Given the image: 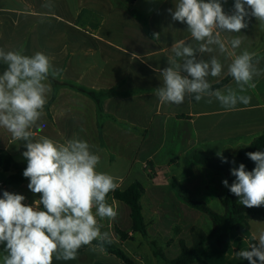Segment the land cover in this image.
Masks as SVG:
<instances>
[{"label": "crops", "instance_id": "1", "mask_svg": "<svg viewBox=\"0 0 264 264\" xmlns=\"http://www.w3.org/2000/svg\"><path fill=\"white\" fill-rule=\"evenodd\" d=\"M41 1L53 5L54 40L46 53L53 66L63 70L61 80L112 94L102 101L104 118L100 119L92 98L67 87H60L55 93L50 82L51 104L44 108L41 122L46 126L38 136L60 143L72 138L85 140L100 155L97 170L112 175L116 189L125 190L136 182L143 186L140 205L147 237L132 231L129 207L111 197L107 200L117 216L114 220H99L101 232L108 233L110 241L122 248L130 245L133 253L129 257L136 264H164L154 256L151 242L164 245L159 248L165 250L170 245L179 246L181 241L191 245V229H201L196 225L198 210L188 205L185 197L205 203L213 194L220 201L230 189L222 181L227 180L231 186L228 174L203 167L192 158L221 159L217 153L223 157L237 154L264 132V25L254 17L246 18L248 27L241 33L221 34L229 53L239 54L245 49L256 53L254 62L259 61L256 66L261 75L254 77V89L242 93L251 97L250 103H238L227 110L214 98L208 103L207 97L199 102L186 97L182 104L176 105L161 103L153 90L163 83L156 69L169 66L174 43L186 41L198 47L186 23L174 21L168 11L174 10L177 0H137L131 6L123 0ZM220 2L225 13H234V0ZM0 13L30 16L19 8H0ZM154 34H159V38H154ZM236 36L242 39V44L232 50L228 42ZM213 55L224 71L219 77H208L212 87L229 76L227 67L234 58L228 53L221 54L218 48L212 53L198 54L204 60ZM226 87L236 89L237 85L232 79L218 89ZM24 143L6 134L0 139V153L11 154L24 166ZM163 151L166 152L162 154ZM6 174L9 177L10 173ZM29 182L27 179L11 192L25 196L23 203L32 205L40 194L31 192ZM0 183L7 186V181ZM169 214H182L183 218H169ZM255 221L243 234L231 231L224 246L209 247L205 261L249 264L237 252L257 243ZM118 231L126 232L127 239L121 240ZM3 247L0 245V264L6 254ZM81 263L121 264L106 252H93L90 248L74 260L53 258V264Z\"/></svg>", "mask_w": 264, "mask_h": 264}, {"label": "clouds", "instance_id": "2", "mask_svg": "<svg viewBox=\"0 0 264 264\" xmlns=\"http://www.w3.org/2000/svg\"><path fill=\"white\" fill-rule=\"evenodd\" d=\"M45 7H51L46 4ZM174 21L186 23L187 31L198 42L194 48L186 41L171 46L174 54L168 67L156 69L163 83L154 89L161 103L182 104L186 97L199 102L214 98L227 110L237 104L247 105L251 97L242 93L254 89V77L261 75L254 62L256 53L247 49L239 54L229 53L221 39L222 33H241L248 27L246 18L254 17L264 25V0H234V13H225L220 0H177L175 8L168 10ZM158 39L159 34H154ZM228 44L239 48V36ZM213 46H216L215 48ZM221 54L234 58L227 67L237 88L213 90L208 77H219L224 71L220 60L213 55L209 60L199 53ZM23 48H0V62L7 67L0 73V129L7 130L15 141H23L22 156L27 161L23 176L29 179L27 187L40 198L32 205L23 203L25 196L4 191L0 198V245H3L2 264H53V258L74 260L81 247L89 246L93 252L105 253L109 235L101 232L99 220H114L117 211L107 196L117 187L115 178L97 170L100 155L87 141L72 138L63 143L39 135L45 124L41 122L51 86L49 77L58 78L62 69L53 66L51 58L43 52L32 56L23 54ZM238 89V90H237ZM223 162L227 158L217 153ZM255 167L247 171L241 163L231 174L236 178L229 186L245 207L264 206V152L246 154ZM42 205V208H41ZM99 218V219H98ZM95 242V243H94ZM249 264H264V231L257 243L248 250L237 252Z\"/></svg>", "mask_w": 264, "mask_h": 264}, {"label": "trees", "instance_id": "3", "mask_svg": "<svg viewBox=\"0 0 264 264\" xmlns=\"http://www.w3.org/2000/svg\"><path fill=\"white\" fill-rule=\"evenodd\" d=\"M128 6L133 5L137 0H123ZM256 58H254L255 60ZM7 66L0 62V70H4ZM55 93L60 87H67L79 91L92 98L97 105L98 116L104 118L102 101L112 92H98L75 82L61 80V77H49ZM232 80L228 76L222 82L213 86V90L218 89ZM262 151L264 152V132L257 137L250 145L240 149L237 154H231L227 157V162L222 159L213 157L194 156L192 160L208 169L218 172H224L231 178V184L235 181V177L231 174L233 168H238L241 163L245 165L247 171H251L255 167V163L246 155L249 152ZM26 167L17 162L9 153H0V169L6 173H10L7 179V186L13 187L24 184L28 178L23 176V171ZM145 190L143 186L136 182L125 190L116 189L109 193L107 198L111 197L116 201L126 204L130 209L131 228L133 232L140 233L143 237H147V227L142 213L140 200ZM221 204L225 207V214L221 215L214 212L209 206L203 202L192 200L189 196L185 197V202L192 208L201 211L209 216L214 230L211 233H206L202 229L193 228L190 231L191 245H187L184 241L179 243L180 253L173 259H168L159 246L151 242L149 245L156 258L162 259L164 264H209L205 261V254L211 246H224L228 240L231 231H237L239 234L250 227L253 220L264 221V206L248 208L239 203V197L230 192L223 198H220ZM121 240H126L128 234L124 231H118ZM95 243V242H94ZM106 253L117 258L121 264H136L121 248L120 244L114 242L105 243ZM89 246L81 247L77 256L83 253ZM83 264V263H81Z\"/></svg>", "mask_w": 264, "mask_h": 264}, {"label": "rangeland", "instance_id": "4", "mask_svg": "<svg viewBox=\"0 0 264 264\" xmlns=\"http://www.w3.org/2000/svg\"><path fill=\"white\" fill-rule=\"evenodd\" d=\"M46 4L42 3L41 0H0V8H19L24 11L25 14L30 16L22 15L21 13H0V48L8 50H15L23 48V54L32 56L36 52H43L47 55L49 47L53 45L54 31H53V5L51 7H45ZM3 71L0 70V73ZM48 83L51 86V91L48 95V101L45 105L49 108L51 104L50 94L52 92V85L50 81ZM6 134L11 135L5 129H0V139ZM166 151H163L164 154ZM24 166L27 167V161L24 158ZM7 174L0 169V181H7ZM14 193V192H12ZM205 204L209 206L214 212L218 214H225V207L221 202L213 195L210 194ZM199 216V221L196 225L201 227L206 233H211L214 230L213 223L208 215L201 211H196ZM184 215V214H183ZM169 218L179 219L183 218L182 214H169ZM181 225L182 221H178ZM254 230L256 233L264 231V221H255ZM118 245V244H117ZM160 247L164 245L160 244ZM122 248V247H121ZM123 251L129 256V253H133L130 245L126 248H122ZM163 252L168 258H175L180 248L179 246H167L166 250L162 248Z\"/></svg>", "mask_w": 264, "mask_h": 264}, {"label": "water", "instance_id": "5", "mask_svg": "<svg viewBox=\"0 0 264 264\" xmlns=\"http://www.w3.org/2000/svg\"><path fill=\"white\" fill-rule=\"evenodd\" d=\"M13 186H11V185H9V186H6L5 188H2L1 190H0V198H2V196H3V192L4 191H9V192H11L12 190H13Z\"/></svg>", "mask_w": 264, "mask_h": 264}, {"label": "built area", "instance_id": "6", "mask_svg": "<svg viewBox=\"0 0 264 264\" xmlns=\"http://www.w3.org/2000/svg\"><path fill=\"white\" fill-rule=\"evenodd\" d=\"M6 186L3 183H0V188H5Z\"/></svg>", "mask_w": 264, "mask_h": 264}]
</instances>
